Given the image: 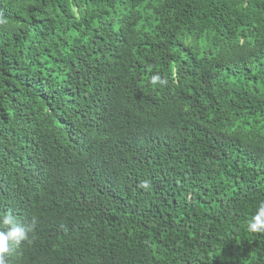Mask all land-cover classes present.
<instances>
[{"label": "trees", "instance_id": "1", "mask_svg": "<svg viewBox=\"0 0 264 264\" xmlns=\"http://www.w3.org/2000/svg\"><path fill=\"white\" fill-rule=\"evenodd\" d=\"M0 13V231L36 222L7 264H264V0Z\"/></svg>", "mask_w": 264, "mask_h": 264}, {"label": "clouds", "instance_id": "2", "mask_svg": "<svg viewBox=\"0 0 264 264\" xmlns=\"http://www.w3.org/2000/svg\"><path fill=\"white\" fill-rule=\"evenodd\" d=\"M7 24L0 13V26ZM152 86L159 84L166 86L167 80L161 79L160 76H152L150 80ZM140 188L148 190L150 183L147 181L139 185ZM2 224L6 231H0V264H7L8 258L11 257L15 250L18 249L22 243L27 242L29 245L33 243L29 234L33 233L36 227V222L33 221L28 225H22L11 212L5 214L2 218ZM248 231L253 234H264V203L258 207L256 215L248 223Z\"/></svg>", "mask_w": 264, "mask_h": 264}]
</instances>
